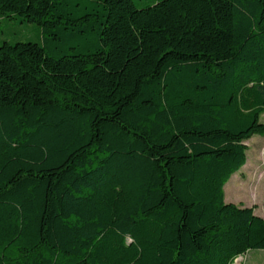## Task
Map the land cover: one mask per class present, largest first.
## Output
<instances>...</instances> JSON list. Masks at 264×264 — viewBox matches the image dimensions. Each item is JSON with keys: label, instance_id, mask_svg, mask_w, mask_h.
Returning a JSON list of instances; mask_svg holds the SVG:
<instances>
[{"label": "trees", "instance_id": "obj_1", "mask_svg": "<svg viewBox=\"0 0 264 264\" xmlns=\"http://www.w3.org/2000/svg\"><path fill=\"white\" fill-rule=\"evenodd\" d=\"M0 264H235L224 186L264 135V0H0ZM264 209V196H263Z\"/></svg>", "mask_w": 264, "mask_h": 264}, {"label": "rangeland", "instance_id": "obj_2", "mask_svg": "<svg viewBox=\"0 0 264 264\" xmlns=\"http://www.w3.org/2000/svg\"><path fill=\"white\" fill-rule=\"evenodd\" d=\"M139 7L155 0H134ZM33 40L44 43L43 32L37 23L21 22L18 18L4 17L0 20V43ZM248 164L246 169L235 172L224 186L228 202L254 203L257 214L263 213L264 196V135L255 134L247 141ZM257 161V162H256ZM243 170V171H242ZM261 178H263L261 180ZM235 264H264V249L248 250L244 258L236 259Z\"/></svg>", "mask_w": 264, "mask_h": 264}, {"label": "crops", "instance_id": "obj_3", "mask_svg": "<svg viewBox=\"0 0 264 264\" xmlns=\"http://www.w3.org/2000/svg\"><path fill=\"white\" fill-rule=\"evenodd\" d=\"M248 162V161H247ZM257 162V161H256ZM248 164V163H247ZM242 169H246V166L245 167H243ZM243 171V170H242ZM264 178V177H263ZM263 178H261V180L263 179ZM243 204L244 205H246V206H252V205H254V203H251V204H249V205H247V204H245L244 202H243ZM257 209H255V212L257 213V211H256ZM259 215H261V216H263L264 217V212L263 213H260ZM258 249H264V248H258ZM251 250H254V249H251ZM250 250V251H251ZM241 257V259H243L244 258V255H242V256H240Z\"/></svg>", "mask_w": 264, "mask_h": 264}, {"label": "built area", "instance_id": "obj_4", "mask_svg": "<svg viewBox=\"0 0 264 264\" xmlns=\"http://www.w3.org/2000/svg\"><path fill=\"white\" fill-rule=\"evenodd\" d=\"M238 259V258H237Z\"/></svg>", "mask_w": 264, "mask_h": 264}]
</instances>
